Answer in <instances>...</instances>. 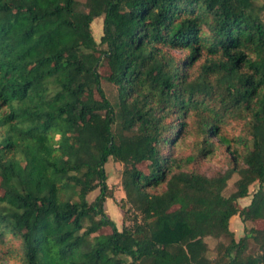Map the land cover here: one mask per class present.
<instances>
[{"label": "trees", "instance_id": "16d2710c", "mask_svg": "<svg viewBox=\"0 0 264 264\" xmlns=\"http://www.w3.org/2000/svg\"><path fill=\"white\" fill-rule=\"evenodd\" d=\"M186 137L191 152L175 151ZM223 146L228 167L200 172ZM109 158L122 164L120 229L105 212ZM2 260L264 264V5L0 0Z\"/></svg>", "mask_w": 264, "mask_h": 264}, {"label": "rangeland", "instance_id": "374dc122", "mask_svg": "<svg viewBox=\"0 0 264 264\" xmlns=\"http://www.w3.org/2000/svg\"><path fill=\"white\" fill-rule=\"evenodd\" d=\"M83 1V0H78ZM256 4L261 7L264 5V0H256ZM102 21L103 16H99L95 18L91 24V29L93 32V36L96 39V41H99V38L102 34ZM101 72L105 73V70L101 68ZM101 84L105 90V93L110 100L112 104L116 103L117 101V95L118 91L115 85L107 82L105 79L101 81ZM239 132V125L233 124L230 127L226 128L223 131V134L227 137H231L236 135ZM192 143L193 140L190 137H186L179 146L175 148V151L182 152L184 154H188L192 150ZM229 154L224 151V146L221 147L214 155L207 157L203 159L201 162H199L198 169L200 172L207 176L214 175L216 172L224 171L228 167V158ZM105 171L107 173V183L108 186L112 189L114 197L107 198L105 202V212L108 215V217L113 220L115 225L120 229L122 224V215L123 211L117 206V201H120L121 198H124V191L121 187V171H122V164L118 161H115L112 158H109L108 161L105 164ZM237 174H234L232 178L228 181L227 187L223 191L224 195L227 196L234 190V181L237 179ZM258 187V183L255 182L249 187L250 193L255 191ZM98 194V189L91 192L87 199L91 201L96 195ZM250 196L244 199H240L239 203L240 205L244 206L247 205L250 202ZM238 227H235V226ZM243 226L240 217L238 215H235L231 217L229 221V227L230 229H233L236 238L243 235ZM261 225L258 223L257 227H260ZM102 233H108L110 232L109 227H104L101 230ZM237 234V235H236ZM207 242L209 246L212 247L215 244V241L212 239H207ZM0 264H13L12 260H2Z\"/></svg>", "mask_w": 264, "mask_h": 264}, {"label": "crops", "instance_id": "0c3cea01", "mask_svg": "<svg viewBox=\"0 0 264 264\" xmlns=\"http://www.w3.org/2000/svg\"><path fill=\"white\" fill-rule=\"evenodd\" d=\"M235 227H238L237 225ZM233 230V229H232ZM237 235V234H236Z\"/></svg>", "mask_w": 264, "mask_h": 264}]
</instances>
